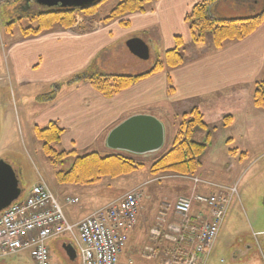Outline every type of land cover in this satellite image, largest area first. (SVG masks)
Masks as SVG:
<instances>
[{
	"label": "rangeland",
	"instance_id": "rangeland-1",
	"mask_svg": "<svg viewBox=\"0 0 264 264\" xmlns=\"http://www.w3.org/2000/svg\"><path fill=\"white\" fill-rule=\"evenodd\" d=\"M117 2L118 0H106L100 11L109 12ZM222 2V8L232 7L236 9L239 16L255 14L264 4V0H222ZM48 9L49 7L40 5L33 0H29L28 3L25 0H0V159H4L15 170L22 190L21 198L26 197L32 186L41 178L47 182L53 192L60 187L67 189L68 194L75 190L81 193L83 200L93 204L92 206H96L98 202L103 204L112 196L125 193L129 189L131 190L132 186L137 185L136 187L142 190L144 199L142 204L151 205L152 203L146 202V195H151L154 201L150 208L145 205L144 210L140 209L142 216L121 253L120 264H168L172 256L169 250L173 244L163 238H160L161 242L154 243L150 230L165 212L164 206L169 203L173 204L180 196L187 194V189H189L187 186L190 183H188L189 179L175 177L174 173H165L159 179L151 175V160L155 159L161 151L146 155L145 157H150V159L143 158L142 160L146 161L145 165L134 171L135 174L132 176L130 175L133 172L119 177L105 176L101 181L89 184V186L61 183L57 178V173L70 167L73 156L67 158L63 164L56 165L52 162L51 156L44 152L43 142L36 138L34 132L36 126L44 127L40 123L46 116L44 105L39 104L38 99L55 97L62 90L71 88L74 83L81 80L86 81L85 76L87 75H135L131 72L148 71L151 66L153 67L152 64L158 54L161 53L160 58L163 59L160 50L164 45V39L157 36L158 34L155 32L157 28L141 33L143 40L149 43L151 50V56L148 59H141L133 55L126 44L130 38L140 34L134 31L121 37L120 32L117 31L118 38L110 43L109 51L97 55L86 67L73 71L62 67V73L57 76V79L55 77V81L35 82L36 74H40L46 66L44 58L37 57L30 60L27 57L21 63L16 58L15 51L11 52L10 48L20 39V24L28 25L27 18H24L22 23L19 18L26 13L32 14ZM12 21L15 23L11 29H8V24ZM149 33L153 34L152 41L149 39ZM208 44L199 43L197 45L207 46ZM24 46L26 45L17 43L16 49ZM193 47H195L193 42L189 43L188 41L185 54L189 57ZM33 65L35 66L33 67ZM44 75L45 72L42 76ZM22 80L26 81L22 82ZM164 107L166 108L165 114L174 112L168 108L167 103L164 104ZM253 107L255 106L253 105ZM253 109L251 108V110ZM169 118L166 117L168 140L162 152L171 148L177 132L179 133L182 129L181 123L185 122L183 113H179L177 116L171 115ZM255 127H258L255 128L257 131L250 134L237 131L239 144L235 140L236 143L230 146L226 132L215 133L214 129L215 145L212 151L216 156L209 159L205 157L197 173L193 175L212 184L211 186L202 184L204 194L217 192L220 185L226 187L232 194L228 212L208 264H264V116L255 120ZM201 133L204 131L196 133V138H200L199 140L205 136V133L202 135ZM199 135L201 136L199 137ZM229 136L231 137L232 134ZM54 147L60 150L58 143L54 144ZM235 149L238 150V153ZM242 152H245L246 155L241 156ZM101 154L107 155L108 152ZM226 154L233 159L225 160ZM79 205H71L68 208L76 210ZM165 214L168 223L179 221L174 216L172 207H169ZM56 242L57 240L51 241L49 246L53 253L55 252L58 257H61L60 252L63 253L61 245ZM147 245H154V255L149 256L145 251ZM0 264H34V262L30 253L25 251L0 260Z\"/></svg>",
	"mask_w": 264,
	"mask_h": 264
},
{
	"label": "crops",
	"instance_id": "crops-1",
	"mask_svg": "<svg viewBox=\"0 0 264 264\" xmlns=\"http://www.w3.org/2000/svg\"><path fill=\"white\" fill-rule=\"evenodd\" d=\"M200 1L202 0H155L149 5L151 6L150 9L148 7L145 12H133L122 17V20L127 21V25L122 24L121 19L104 21L103 19L109 12L103 13L99 9L95 15H78L77 23L72 28L57 27L29 37L20 34L17 43L26 46L16 49L17 43L15 42L12 44L10 51H15V56L21 63L27 57L30 60L37 57L44 58L45 68L42 69L40 74H36V76H39L38 78L34 77V81L39 83L55 81V77L57 79V76L62 73V67H67L71 71L86 67L97 55L109 51L110 43L118 38L117 31L120 32L121 37L135 31L140 34L136 38L143 40L141 33L157 28L155 31L158 34L157 36L164 39V45L160 50L164 58L166 51L176 47V37H182L187 45L188 41L192 43L191 29L185 18L192 7ZM221 2L222 0L218 1L212 7L211 13L213 15L220 18L239 16L236 9L232 7L222 8ZM251 15L254 14H248L247 16ZM148 36L152 41L153 34L149 33ZM144 41L150 50L149 43L146 40ZM160 54L153 62V66L157 61L162 60ZM152 68L151 66L149 70ZM44 72L45 75L42 76ZM145 72L131 73L137 75ZM263 78L264 22L244 39L227 42L219 49L209 45L196 44L193 47L192 54L190 53V57L183 64L177 67H164L113 97H105L87 80H81L71 85V88L62 90L55 97L38 99V103L44 105V113L46 114L40 125L45 127L50 122L55 121L64 129L61 140L57 142L60 145V150H75L76 156L91 152L100 154L108 152L107 155H110L116 151L110 149L106 141L109 133L116 126L133 116H153L164 124L165 142L162 149L159 150L161 151L160 154L151 160L152 164L165 152H162V150L168 140L166 117L177 116L179 113L187 114L192 108L198 107L203 112L204 119L209 127L204 130V133L205 135L208 132L211 133L210 146L203 157V159L205 157L209 159L216 156L212 151L215 145V133L226 132L228 145L230 146L236 142L239 144L237 131L240 130L244 131L245 134H250L256 130L255 128H258L255 127V120L264 116V111H260L264 109L254 105V92L257 82ZM25 81L22 80V82ZM165 103L169 105V109L174 111L172 114H165ZM251 108L254 109L251 110ZM227 115L233 116V119L226 126L225 117ZM204 133H201V135ZM229 134H232V136L230 137ZM235 140L236 142H234ZM235 150L238 153V150ZM123 153L140 159H150V157L145 156L151 154ZM245 155V152L241 153V156ZM224 158L225 160L233 159L227 154ZM132 174L135 173H131L130 176ZM188 183H190V186H187L189 189H187V194L184 195H190L193 192L204 194L202 184L212 185L206 182L196 183L192 179H189ZM85 185L89 186V184ZM136 186H132L131 189ZM67 191V189L60 187L54 194L58 197L67 219L72 223L83 219L94 210L124 193L112 196L103 204L98 202L96 206H92L93 204L82 199L81 193L72 190L71 194H68ZM69 195L78 197L80 199L79 203L70 204L66 202V197ZM145 199L146 202L153 203L154 201L151 195H146ZM78 204L80 205L76 210L68 208V206ZM145 205L148 208L151 206L150 204H142L141 209L144 210ZM203 211V206L194 205V216H199L200 212ZM141 216L142 214L139 216L138 224ZM155 226L153 225L150 233ZM65 240L68 241L66 237L61 242L57 240L63 253L60 252L61 257H58V254L52 251V256L54 254L53 259L64 264H80L79 254L66 249Z\"/></svg>",
	"mask_w": 264,
	"mask_h": 264
},
{
	"label": "built area",
	"instance_id": "built-area-1",
	"mask_svg": "<svg viewBox=\"0 0 264 264\" xmlns=\"http://www.w3.org/2000/svg\"><path fill=\"white\" fill-rule=\"evenodd\" d=\"M191 179L202 182L197 177ZM142 198L141 189L134 188L72 223L58 198L40 179L26 197L0 212V260L28 251L34 264H64L52 258L49 243L66 237L77 250L80 264H120L129 235L137 227ZM231 198L228 189L220 185L217 192H193L164 206L166 210L151 237L156 244L160 238L173 244L168 264H208ZM67 201L77 203L79 199ZM195 204L204 207L199 216L193 215ZM169 207L178 222H167ZM145 251L154 255V245H147Z\"/></svg>",
	"mask_w": 264,
	"mask_h": 264
},
{
	"label": "trees",
	"instance_id": "trees-1",
	"mask_svg": "<svg viewBox=\"0 0 264 264\" xmlns=\"http://www.w3.org/2000/svg\"><path fill=\"white\" fill-rule=\"evenodd\" d=\"M28 1L25 2L28 3ZM105 1L98 0L86 7L62 8L58 6L32 14L26 13L19 18L20 23L24 18L28 20L27 26L20 24L21 34L24 37H29L57 27L71 28L76 23L78 15H95ZM153 1L155 0H118L103 20L108 22L121 19L129 13L145 12ZM218 1L220 0H202L196 3L186 15L185 19L191 29L194 45L209 43V46L219 49L227 42L244 39L264 22V4L257 13L251 16L220 18L211 13L212 7ZM120 22L127 25L126 20L121 19ZM14 23L15 21L9 23L8 29H11ZM187 48L188 45L184 43L183 38L178 36L176 37V47L166 51L164 58L157 61L153 68L145 73L137 75L91 74L85 78L102 95L113 97L164 67H177L183 64L189 57L185 54ZM83 77L82 79H84ZM254 105L264 109V78L256 84ZM184 117L185 122L181 123L182 129L176 135L171 148L152 162L151 175L160 177L165 173H174L190 176L196 174L202 165L203 157L210 146L211 133L208 132L201 140L195 136L199 131L208 129V124L198 107L192 108L189 113L184 114ZM232 119L233 116L227 115L225 125H229ZM34 131L36 138L43 142L44 152L51 156L52 162L56 165L63 164L67 158L73 156L70 167L57 173V178L61 183L93 184L105 176L119 177L137 171L145 165L142 159L128 156L122 152L110 155L91 152L76 156L75 150H58L54 144L61 140L64 129L55 121L45 127L36 126Z\"/></svg>",
	"mask_w": 264,
	"mask_h": 264
},
{
	"label": "water",
	"instance_id": "water-1",
	"mask_svg": "<svg viewBox=\"0 0 264 264\" xmlns=\"http://www.w3.org/2000/svg\"><path fill=\"white\" fill-rule=\"evenodd\" d=\"M38 4L54 8L86 7L98 0H35ZM127 47L132 54L148 59L150 50L147 43L140 38L127 41ZM164 124L153 116H133L116 126L107 137V146L110 149L136 155H145L159 151L164 146ZM21 188L17 174L13 167L4 159H0V212L7 208L21 195ZM68 250L74 251L72 246Z\"/></svg>",
	"mask_w": 264,
	"mask_h": 264
}]
</instances>
